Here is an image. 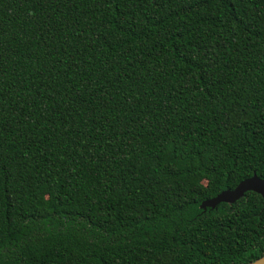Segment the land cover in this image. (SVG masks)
<instances>
[{"label": "trees", "instance_id": "16d2710c", "mask_svg": "<svg viewBox=\"0 0 264 264\" xmlns=\"http://www.w3.org/2000/svg\"><path fill=\"white\" fill-rule=\"evenodd\" d=\"M264 0H0V264H250Z\"/></svg>", "mask_w": 264, "mask_h": 264}, {"label": "water", "instance_id": "95a60500", "mask_svg": "<svg viewBox=\"0 0 264 264\" xmlns=\"http://www.w3.org/2000/svg\"><path fill=\"white\" fill-rule=\"evenodd\" d=\"M246 191H251L259 194L261 197H264V180L257 178L255 175H252L250 178L239 182L232 190L222 192L216 197L202 202L201 208H213L220 202L231 204L235 200L239 199ZM250 264H264V256L260 257Z\"/></svg>", "mask_w": 264, "mask_h": 264}]
</instances>
